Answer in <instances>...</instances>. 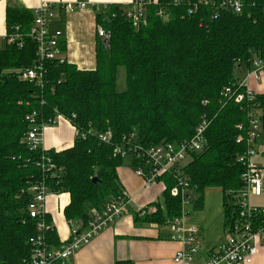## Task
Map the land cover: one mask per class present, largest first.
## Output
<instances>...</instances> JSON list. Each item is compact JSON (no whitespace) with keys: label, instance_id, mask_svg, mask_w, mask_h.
Returning <instances> with one entry per match:
<instances>
[{"label":"trees","instance_id":"trees-1","mask_svg":"<svg viewBox=\"0 0 264 264\" xmlns=\"http://www.w3.org/2000/svg\"><path fill=\"white\" fill-rule=\"evenodd\" d=\"M169 1L149 7L139 28L124 17L127 7L95 9L97 25L110 34L109 47L97 35L95 69L51 61L41 84L22 79L37 58V45L27 36L34 17L27 10H7L8 35L22 37L0 46V264H25L31 255L36 223L27 214L30 187L43 183L52 194H69L65 218L70 227L85 229L91 210L123 190L118 169L125 159L116 154V145L132 134L146 147L188 140L202 120L209 122L207 145L192 155L182 176L195 192V210L203 208L205 189L223 190L226 233L230 229L236 212L229 193L243 187L239 159L248 148L237 139H246L252 109L261 113L264 132V94L238 103L224 98L223 91L237 90L239 69L250 70L254 58L264 60V0H244L242 14L222 12L216 19L211 7L188 14L186 6L175 8ZM160 9L167 19L158 16ZM61 46L64 50L63 40ZM120 69L125 89L119 87ZM33 113L36 124L52 126L59 116L69 120L80 132L73 147L33 150L27 142L32 123L26 119ZM108 131L113 142L101 143L98 134ZM131 166H140L139 160ZM160 180L166 188L163 202L148 205L157 211L147 216L135 213L137 221L166 226L181 215L182 199L171 194L177 179L166 174ZM47 241L61 246L54 227Z\"/></svg>","mask_w":264,"mask_h":264},{"label":"built area","instance_id":"built-area-1","mask_svg":"<svg viewBox=\"0 0 264 264\" xmlns=\"http://www.w3.org/2000/svg\"><path fill=\"white\" fill-rule=\"evenodd\" d=\"M158 3L159 0H133L127 7L124 17L132 22L135 28H139L146 22L148 8ZM169 4L175 8L186 6L188 14L197 12L201 7H211L214 11V19L218 18L222 12L240 15L244 11V0H170ZM88 5L87 2H79L76 4L67 3L62 7L66 12H73L77 9L84 10ZM94 8L100 10V7L94 6ZM57 9L60 10L58 5L43 2L35 11L34 21L27 36L37 45V58L34 66L22 75L24 80L37 81L41 84L48 62L57 60L63 63L65 61L64 50L61 46V41H64V33L53 26ZM158 16L164 19L168 17L161 9ZM15 31H19V27ZM97 35L103 41L110 38V34L102 26H98ZM21 37L18 33L7 35V45ZM263 77L264 60L259 57L254 58L247 76L233 85L237 86V90L227 87L223 91V97H233L238 103L252 102L255 100L256 94L249 87V82L251 79L262 80ZM36 116L37 114L33 113L26 118L32 123V130L28 132L27 142L32 145L33 150L42 147L44 130L49 127L44 123L36 124ZM61 119L71 124L62 116H59L57 121ZM248 119L249 128L246 132V139L241 135L237 139L238 143L245 140L248 146L246 153L239 159L245 168L241 176L243 187L237 192L229 193L228 203L235 209L236 218L228 229L224 242L211 250L209 257L203 260H198L202 250L201 228L187 222L188 206L193 205L196 196L194 190L190 189L187 180L182 176V168L193 154L201 153L205 149L209 122L202 120L190 139L177 143L146 147L136 141V134H132L128 140L116 145V154L125 160H139L140 166L134 167V171L143 180L144 188L161 182V177L166 174L173 175L178 181V185L171 189V194L181 197L182 212L179 217L174 218L166 225L170 233V240L181 246L174 257V263L252 264L258 253V248L264 243V207H254L250 203L252 198L261 197L264 193V168L254 162L256 156L264 152V149H261L263 147L259 145L261 120L260 115L254 109L248 113ZM57 121L53 122V125ZM237 129L244 131L243 125H239ZM75 130L76 136H78L80 132ZM98 139L104 144H111L114 140L111 131L98 134ZM28 192L32 195V200L27 207V214L36 223V233L30 238L32 251L25 264H67L70 257L79 249L88 245L120 218L133 201V197L127 191L122 190L117 198L111 199L101 209L91 210V218L85 229H82L80 224L72 225L70 240L56 248L47 241V233L53 228L52 224L47 222L46 202L51 194L50 189L41 183L30 187ZM156 211V207L146 206L138 209L136 213L143 217Z\"/></svg>","mask_w":264,"mask_h":264},{"label":"crops","instance_id":"crops-1","mask_svg":"<svg viewBox=\"0 0 264 264\" xmlns=\"http://www.w3.org/2000/svg\"><path fill=\"white\" fill-rule=\"evenodd\" d=\"M43 2L60 7V10L57 9L53 26L64 33L63 57L65 60L75 64L80 70H94L98 28L94 6L98 8L108 5L129 7L133 0H0L1 47L7 45V10H27L34 17L36 9ZM79 2H87L89 5L84 10L77 9L73 12H66L62 7L67 3ZM247 73L248 70L245 68L239 69L237 79L242 81ZM249 87L255 94H264V77L259 81L251 79ZM75 139V128L61 119L44 130L42 147L45 150L59 152L73 147ZM259 142L263 150L264 132L262 130L259 133ZM254 162L264 168V152L256 156ZM134 172L131 161L127 166L118 169L123 190L133 197L125 213L88 245L79 249L70 257L67 264H118L126 261L133 264H176L174 257L181 246L170 240V233L166 226L147 224L135 219L138 209L159 202V194L166 189L164 181H161L165 188L163 191L159 188L143 190V180ZM69 203L70 196L67 193H51L46 202L47 217L57 232L61 246L70 240V225L64 215V210ZM250 203L254 207H264V193L261 197L252 198ZM224 204V192L221 188H207L203 193V208L193 212V215L189 214L187 222L201 228L202 250L198 260L207 259L209 252L225 240ZM252 264H264V243L258 248Z\"/></svg>","mask_w":264,"mask_h":264},{"label":"rangeland","instance_id":"rangeland-1","mask_svg":"<svg viewBox=\"0 0 264 264\" xmlns=\"http://www.w3.org/2000/svg\"><path fill=\"white\" fill-rule=\"evenodd\" d=\"M119 87H120V89H125V70L124 69H120V73H119ZM259 115H261V113L259 112L258 113ZM260 132H261V130H260ZM262 135V134H261ZM130 160L129 159H127V160H125L124 161V164H123V167H125V166H127V164H128V162H129ZM133 168V167H132ZM135 173V172H134ZM143 186H144V182H143ZM150 188H159V190L160 191H163V189H165L164 188V184L162 183V182H158V183H154V184H152L150 187H147V188H144L143 187V190H149ZM162 193L163 192H161L160 194H159V202H163V195H162ZM131 195V194H130ZM132 196V195H131ZM188 208H189V214L191 213L192 215H193V212H195L196 210H194L193 209V205L192 204H190L189 206H188ZM189 217V216H188Z\"/></svg>","mask_w":264,"mask_h":264},{"label":"water","instance_id":"water-1","mask_svg":"<svg viewBox=\"0 0 264 264\" xmlns=\"http://www.w3.org/2000/svg\"><path fill=\"white\" fill-rule=\"evenodd\" d=\"M104 44L109 47V40H104ZM96 179H93V183H96Z\"/></svg>","mask_w":264,"mask_h":264}]
</instances>
